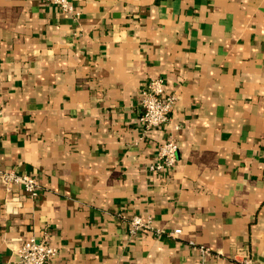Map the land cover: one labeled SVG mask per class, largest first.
<instances>
[{"label": "crops", "instance_id": "0c3cea01", "mask_svg": "<svg viewBox=\"0 0 264 264\" xmlns=\"http://www.w3.org/2000/svg\"><path fill=\"white\" fill-rule=\"evenodd\" d=\"M71 4L78 19L0 0V170L40 184L30 198L0 183L1 264L22 237L56 248L53 264L264 261V0ZM151 79L176 105L142 140ZM170 137L176 166L149 173ZM122 216L180 234L132 238Z\"/></svg>", "mask_w": 264, "mask_h": 264}, {"label": "built area", "instance_id": "2783aa9c", "mask_svg": "<svg viewBox=\"0 0 264 264\" xmlns=\"http://www.w3.org/2000/svg\"><path fill=\"white\" fill-rule=\"evenodd\" d=\"M43 4L55 7L73 19L80 17L79 11L71 4V0H41ZM176 105V96L165 91L164 81L162 79H151L141 89L138 97L139 125L141 127V139L146 138L149 132L156 130L170 121V115ZM3 115V109L0 106V117ZM177 142L170 137L159 145L156 158L153 164L147 167L149 173H164L172 170L177 164ZM0 183L10 191L12 187H18L28 197L35 198L40 192L39 181L28 174L17 173L14 170H0ZM12 202L19 203L17 196H13ZM120 222L127 225L129 236L132 238L149 232L155 237L170 236L177 238L180 231L176 230L165 233L161 229H156L149 218L132 216L119 218ZM20 246L17 250V264H53L57 256V249L50 246L46 241L37 242L33 238H20ZM200 256L203 258L215 257L219 259L220 255H212L206 248H198ZM236 264H264V261L256 262L247 256H236ZM1 264V262H0Z\"/></svg>", "mask_w": 264, "mask_h": 264}]
</instances>
